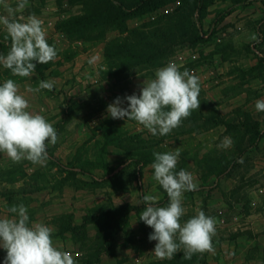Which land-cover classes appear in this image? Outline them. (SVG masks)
<instances>
[{
    "label": "rangeland",
    "instance_id": "374dc122",
    "mask_svg": "<svg viewBox=\"0 0 264 264\" xmlns=\"http://www.w3.org/2000/svg\"><path fill=\"white\" fill-rule=\"evenodd\" d=\"M116 1L129 9L125 15L106 0H28L16 13L17 20L31 14L42 20L57 57L23 78L0 65V85L14 80L27 110L44 116L58 140L48 144L44 165L13 163L0 153V207L23 204L29 226L44 219L71 230L82 262L114 256L120 245L145 254L142 264H264V249L253 246L232 258L218 250L221 239L240 236L234 227L244 216L251 240L264 232V113L255 110L264 99V0ZM4 2L15 8L18 0H0V15L7 14ZM254 33L258 41L249 39ZM5 35L0 25V55L10 50ZM170 61L198 76L201 89L200 108L178 128L153 136L135 121L106 118L109 104L139 95L143 80ZM48 80L53 90L26 91ZM225 137L232 146L217 147ZM178 147L175 171L192 173L198 184L183 194L180 223L198 211L215 218L213 251L189 260L180 250L161 260L148 239L153 229L140 221L141 199L151 194L159 197L156 206L167 205L150 165L154 152ZM131 207L139 210L128 212Z\"/></svg>",
    "mask_w": 264,
    "mask_h": 264
},
{
    "label": "clouds",
    "instance_id": "9594fccd",
    "mask_svg": "<svg viewBox=\"0 0 264 264\" xmlns=\"http://www.w3.org/2000/svg\"><path fill=\"white\" fill-rule=\"evenodd\" d=\"M27 5L28 0H18L15 8L4 2L7 14L0 15L5 39L11 41L8 53L0 55V65L10 70L12 76L22 78L29 77L37 64H48L57 57V50L47 42L42 20L35 14L15 18ZM249 39L258 41V35L254 33ZM95 62L96 57L88 61L89 65ZM53 88L54 81L48 80L26 91L38 93ZM200 91L199 77L188 69L181 71L170 61L156 70L154 79L143 80L139 95L117 97L109 104L106 118L135 121L153 136H166L193 110L200 108ZM29 107V101L19 93L14 80L7 79L0 85V153L6 154L13 163L27 160L34 165H44L48 159V144L57 143V131L44 116L29 112ZM255 110L264 113V99L255 102ZM232 144L231 137H225L217 147L227 149ZM180 155L179 147L174 151L153 153L154 162L150 165L153 179L166 192L167 205L156 206L158 196H143L146 208L140 214V221L153 229L148 239L156 241L152 254L161 260L172 259L180 250L184 259L189 260L193 254L213 251L215 218L198 211L185 223H180L185 214L183 194L198 190L192 173L175 171ZM8 212L13 214L11 218H0V248L7 253L4 264H76L71 252L54 246L50 227L43 223L29 226L27 208L23 204L8 208Z\"/></svg>",
    "mask_w": 264,
    "mask_h": 264
},
{
    "label": "crops",
    "instance_id": "0c3cea01",
    "mask_svg": "<svg viewBox=\"0 0 264 264\" xmlns=\"http://www.w3.org/2000/svg\"><path fill=\"white\" fill-rule=\"evenodd\" d=\"M49 192H51V190H42L40 193L49 194ZM0 209L3 210L0 213L1 218L12 217L9 216L8 211L5 210L4 207H0ZM259 215L264 220V209L261 213H259ZM243 218L239 219V222H237V227H234V229L239 230L240 236H237V238L235 239H221L218 243V250L220 249L219 254L222 255L224 248V252L228 253V256L231 258L236 255V251H239V255L242 256L244 252L246 253L249 249L253 248V246L261 251L264 249V232L262 233L263 236H260L257 242L256 239L254 241L251 240V238L246 236L247 230L250 229L248 225L249 221L246 220V216H244ZM247 218H249V216H247ZM42 223L52 229L51 238L53 240L54 246H56L59 250L71 252L76 259V264H142L143 262H146L148 260L145 254L140 256V254H138L137 250H135L134 247L122 246L123 248H121L119 245V250H117L114 256H109L107 254L101 253L95 260L90 263L85 261L82 262L81 257L84 253L80 252L77 249V242L75 240V236L71 234V230H60V226L56 227V225L50 224L49 222L44 221V219L42 220ZM74 226H76V222L73 220L72 227L74 228ZM127 230H130L129 227L127 228ZM122 234L123 232H120L119 236H121ZM6 255L7 253L5 251H0V264H4V258L6 257Z\"/></svg>",
    "mask_w": 264,
    "mask_h": 264
},
{
    "label": "trees",
    "instance_id": "16d2710c",
    "mask_svg": "<svg viewBox=\"0 0 264 264\" xmlns=\"http://www.w3.org/2000/svg\"><path fill=\"white\" fill-rule=\"evenodd\" d=\"M106 1H108L109 3V5H113V3L116 5V6H114L115 8V10L120 14V15H125L127 12V10H129V9H127V8H125V6H123L122 4H120V2L119 1H116V0H106ZM198 2L200 3V0H198ZM139 5H137L136 6V8L138 7ZM156 47H154V49H155ZM135 57H137L138 58V56H135ZM167 195V194H166ZM141 202H142V204H144V202H143V197H142V199H141ZM129 210H131V211H138L139 210V208H137V207H131V208H128V212H129ZM127 213H125V215H126Z\"/></svg>",
    "mask_w": 264,
    "mask_h": 264
}]
</instances>
